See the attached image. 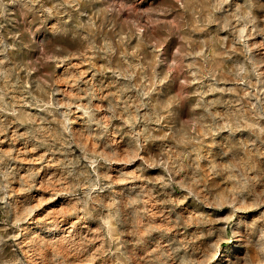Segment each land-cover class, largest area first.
I'll return each mask as SVG.
<instances>
[{
  "label": "clouds",
  "instance_id": "clouds-1",
  "mask_svg": "<svg viewBox=\"0 0 264 264\" xmlns=\"http://www.w3.org/2000/svg\"><path fill=\"white\" fill-rule=\"evenodd\" d=\"M165 2L163 8H139L136 0H0V136L19 120L20 108L38 113L28 114L25 131L13 130V145L25 141L23 152L0 149V210L6 224L0 229V264H46L36 237L64 233L73 255L100 241L87 264L97 254L115 257L113 264H140L138 252L145 261H154L160 247L149 251L146 238L159 229L149 219L153 214L147 205L158 195L166 198L160 203H175L176 186L195 196L201 160L208 162L209 171L227 174L235 184V195L228 201L235 221L232 234L228 236L227 224L220 229L209 259L220 261L221 244L227 243L239 252L225 257L224 264H255L253 253L264 260V190L257 193L258 187L264 189V173L250 175L252 169L241 163L240 152L241 147L264 145V3ZM141 18L147 23L141 25ZM147 32L167 34L177 43L165 51ZM126 45L137 51L128 52ZM74 59L87 60L90 68L81 72L80 65L71 63ZM97 64L101 67L92 72ZM89 72L92 76L85 80ZM105 80H111L115 92L104 94ZM61 82L68 87L60 88ZM176 85L183 93L180 99ZM8 116L16 119L9 121ZM200 127L209 137L207 143L204 137L188 139L189 131ZM244 131L253 134L247 144L237 139ZM121 134L128 137L123 156L116 151ZM157 140L166 143L145 160L140 153L146 142ZM88 142H103V147L93 151ZM40 149L45 151L39 159L51 157L50 163L60 170L59 187L53 188L50 200L65 198V203L59 211L32 219L36 204L9 203L16 175L8 162ZM225 158L234 162H216ZM137 160L162 169L163 174L150 182L159 188L136 185L143 176L113 167ZM36 174L27 171L20 180L21 192L29 190L25 185ZM118 183L127 185L119 199L114 191ZM253 206L260 212L259 221L246 215ZM117 225L126 229L120 236L131 237L120 243L124 251L118 255L105 247L115 240ZM9 228L13 233L4 235ZM65 258L57 253L52 262L63 264Z\"/></svg>",
  "mask_w": 264,
  "mask_h": 264
},
{
  "label": "rangeland",
  "instance_id": "rangeland-1",
  "mask_svg": "<svg viewBox=\"0 0 264 264\" xmlns=\"http://www.w3.org/2000/svg\"><path fill=\"white\" fill-rule=\"evenodd\" d=\"M235 2L243 3V0H234ZM260 3H264V0H260ZM137 7L148 8L151 7H167L165 0H136ZM257 14L259 9L256 10ZM163 18V17H162ZM171 18V16L167 17ZM101 21H97V24H101ZM141 25L147 23L146 18L140 19ZM214 27V26H213ZM126 31V29H125ZM212 31V28L209 29ZM149 39L153 37L161 41L164 45V50L168 51L174 47L177 43L176 38H167V34L164 33H146ZM226 34V33H222ZM136 40H133V45H136ZM75 50V49H73ZM125 50L128 52H136L135 47L125 46ZM83 52V48L80 49ZM140 54H144V47L140 46ZM73 65H80L79 70L81 72L87 71L90 68V64L87 60L81 61L79 59H74L71 61ZM95 63V61H93ZM101 64H97L96 68L92 69V72H97ZM75 70V69H74ZM92 72H89L85 80H88L92 76ZM21 76L24 75L23 72L20 73ZM96 81H94L95 83ZM105 95L111 92H115L116 89L112 86L111 80H105ZM231 87V84L226 85ZM60 88H67L68 85L61 82ZM174 92L177 94V98L180 99L183 93L181 92L178 85L175 86ZM239 94V93H238ZM219 95V94H217ZM212 97H209L211 99ZM86 103V101H84ZM98 103V101H94ZM105 103H107L105 101ZM180 103L183 104L185 101L182 99ZM20 118L16 123L12 125L6 136H0V149L8 150L10 148H15L17 151L23 152L25 148V141L19 140L14 145L12 143L13 130L19 128L20 132L25 131L29 125L27 123L28 114L37 115V110L30 109L27 107L20 108ZM9 121L16 119L15 117L8 116ZM126 131V130H125ZM204 128L192 129L188 133V139L192 140L197 137H204L205 143L208 142L209 137L204 136ZM167 129L164 133L166 134ZM253 135L248 131H244L237 135L238 141H242L247 144L249 136ZM118 140V145L116 151L120 152L121 155L125 153L128 148V137L121 134V137L116 138ZM161 143H166V141H147L146 150L141 151L140 155L144 157L145 160L156 156L158 154V145ZM31 143L28 144L30 148ZM88 146L93 151H98L103 147V142L97 143L88 142ZM45 149H40L36 152H26L20 160L8 162L11 167L15 169L16 179L11 183V189L15 190V194L9 197V203L13 202H24L31 201L33 204L38 206V211L32 219H36L49 211H59L61 210V205L65 203V198H60L57 200H50L53 195V188L59 187L56 183L60 179V170L50 163L51 157H45L42 161L39 159ZM215 151V149H213ZM241 163L244 167L251 168L252 171L250 175H256L257 172L264 173V145H257L255 148L249 150L248 148L241 147ZM74 154L79 155V149H74ZM246 155V159L243 157ZM195 156V153H193ZM60 158V157H57ZM217 163L227 164L233 163L228 159L217 160ZM201 168V173L199 176L200 184L196 188V195H189L187 191L176 186L174 188L175 203H160L166 199L163 196H157L156 200L150 201L147 205L153 214L149 219L158 227L159 231L154 232L150 237L146 239L149 240V251L155 249L157 246L160 247V253L157 258L152 261L144 260V253L138 252L137 255L140 257V264H180L181 260H187L190 264H224L225 257H231L239 249L230 246L227 243L221 244V249L223 250L220 261L215 258L209 259L210 245L213 244L217 239L220 238V229H223L226 224L228 227V236L232 234V224L235 223L231 219V208L228 201L235 195V184L233 181L228 179L227 174L216 175L215 173L209 171V164L207 161H200L199 164ZM114 168H119L123 172H133L136 171L137 176H143L144 179L136 180L134 183L136 185H148L149 187L159 188V185H153L150 182L154 181L157 175L163 174L162 169L150 168L143 161L137 160L134 164H119L114 165ZM31 169L36 175L32 177L30 181L27 182L26 187H29L28 191L21 192L20 180L23 179L27 171ZM114 178H116L114 176ZM180 177H178L179 179ZM127 185L116 184L114 186V191L117 194L116 198L119 199V193L122 191L123 187ZM264 189L257 188V193ZM43 198L41 200L40 198ZM44 201H49L45 203ZM251 204V200L249 201ZM19 207V205H17ZM2 208V206H0ZM57 208V209H56ZM59 209V210H58ZM260 211H264L261 208ZM162 214V215H161ZM95 215V213H94ZM246 215L252 218L254 221L260 220V212L255 210V207H250L246 210ZM6 227L4 211L0 210V229ZM132 225H127V230H131ZM80 228V225H77ZM126 229L122 226H116V236L115 240H109L105 247H111L113 252L117 255L119 251H124V248L120 247V243L124 240L131 239L130 236H120L119 233L125 231ZM13 229L9 228L4 235H11ZM82 235L85 233H81ZM68 239L67 233L61 236L41 234L36 237L38 241L37 251L40 253L41 259L46 261V264H53L52 256L59 253L61 256L66 257L63 260V264H87L88 259L97 248L100 246V241H95L87 246V251L83 254L73 255L72 251L69 250L65 240ZM11 244V241H9ZM11 249L6 248L5 252H9ZM253 258L255 264H264V260H260L255 257L253 253ZM115 257H103L97 254L96 258L91 259V264H113Z\"/></svg>",
  "mask_w": 264,
  "mask_h": 264
},
{
  "label": "bare ground",
  "instance_id": "bare-ground-1",
  "mask_svg": "<svg viewBox=\"0 0 264 264\" xmlns=\"http://www.w3.org/2000/svg\"><path fill=\"white\" fill-rule=\"evenodd\" d=\"M57 209V208H56ZM59 210V209H58Z\"/></svg>",
  "mask_w": 264,
  "mask_h": 264
}]
</instances>
